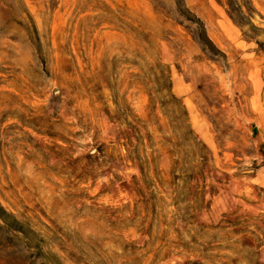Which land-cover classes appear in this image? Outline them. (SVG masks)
Listing matches in <instances>:
<instances>
[{
	"label": "rangeland",
	"instance_id": "1",
	"mask_svg": "<svg viewBox=\"0 0 264 264\" xmlns=\"http://www.w3.org/2000/svg\"><path fill=\"white\" fill-rule=\"evenodd\" d=\"M0 264H264V0H0Z\"/></svg>",
	"mask_w": 264,
	"mask_h": 264
},
{
	"label": "trees",
	"instance_id": "2",
	"mask_svg": "<svg viewBox=\"0 0 264 264\" xmlns=\"http://www.w3.org/2000/svg\"><path fill=\"white\" fill-rule=\"evenodd\" d=\"M197 22H198L199 27H200L201 29H204V25H203V23H202L200 20H197ZM207 41L211 42L208 38H207ZM201 175H202V174H201Z\"/></svg>",
	"mask_w": 264,
	"mask_h": 264
}]
</instances>
